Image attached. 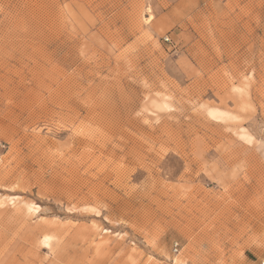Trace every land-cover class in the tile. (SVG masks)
<instances>
[{
	"label": "rangeland",
	"instance_id": "rangeland-1",
	"mask_svg": "<svg viewBox=\"0 0 264 264\" xmlns=\"http://www.w3.org/2000/svg\"><path fill=\"white\" fill-rule=\"evenodd\" d=\"M176 256L264 264V0H0V264Z\"/></svg>",
	"mask_w": 264,
	"mask_h": 264
},
{
	"label": "bare ground",
	"instance_id": "bare-ground-1",
	"mask_svg": "<svg viewBox=\"0 0 264 264\" xmlns=\"http://www.w3.org/2000/svg\"><path fill=\"white\" fill-rule=\"evenodd\" d=\"M159 103H156L155 106H159L158 105ZM165 103H166L165 101H162L161 105L163 106ZM219 114H222V113H221V111H218V110H214V111H211L210 112V115H212L214 117H218ZM174 262L176 264H184L185 263V260H184L183 257L176 256V257H174Z\"/></svg>",
	"mask_w": 264,
	"mask_h": 264
},
{
	"label": "built area",
	"instance_id": "built-area-1",
	"mask_svg": "<svg viewBox=\"0 0 264 264\" xmlns=\"http://www.w3.org/2000/svg\"><path fill=\"white\" fill-rule=\"evenodd\" d=\"M173 247H174V250H175L176 252H179V250H180V243H179L178 241L175 242L174 245H173Z\"/></svg>",
	"mask_w": 264,
	"mask_h": 264
}]
</instances>
